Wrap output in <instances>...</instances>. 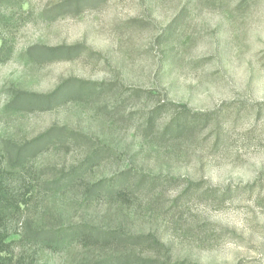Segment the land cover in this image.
I'll use <instances>...</instances> for the list:
<instances>
[{
  "label": "rangeland",
  "instance_id": "1",
  "mask_svg": "<svg viewBox=\"0 0 264 264\" xmlns=\"http://www.w3.org/2000/svg\"><path fill=\"white\" fill-rule=\"evenodd\" d=\"M63 1L0 0V174L24 201L4 225L13 253L75 264L126 250L34 235L89 224L152 233L164 248L136 252L171 264H264V0H87L59 14ZM79 44L71 59H32ZM72 79L89 89L59 107H7ZM55 126L79 137L9 169V148ZM114 177L125 199L90 194Z\"/></svg>",
  "mask_w": 264,
  "mask_h": 264
},
{
  "label": "trees",
  "instance_id": "2",
  "mask_svg": "<svg viewBox=\"0 0 264 264\" xmlns=\"http://www.w3.org/2000/svg\"><path fill=\"white\" fill-rule=\"evenodd\" d=\"M87 0H65L57 5L59 14H67L78 11L81 4ZM44 47V46H43ZM85 46H56L44 47L43 50L32 54L35 63H40L45 59L57 60L61 58H73L80 55ZM89 89L85 81L72 79L65 81L53 92L37 93L19 90L14 98L7 105L14 112H24L34 107L42 109H54L65 103L70 97L79 95L82 90ZM72 95V96H71ZM64 136L73 138L79 137L74 131H69L64 127H52L36 137L30 139L23 145L16 148H9L11 157L9 158V169L19 171L26 165V162L32 156L44 151L50 145H61L59 140ZM59 143V144H58ZM98 152L96 153V155ZM78 172H70L64 178L60 179L56 186V191L70 188ZM126 179L114 177L109 180L93 183L89 191L90 194H97L105 191L110 196H116L125 199L126 191L124 186ZM96 192V193H93ZM24 201L9 194L8 182L5 176L0 174V264H24L22 259L13 253V245L8 236L4 233V225L10 217H14L23 205ZM35 235L36 240H41L45 245L53 250L81 245L85 248L101 247L111 248L115 245L127 247L126 250H118L117 253H110L103 258L96 260H84L75 264H171L168 259L161 260L154 256H145L136 252L135 246L141 245L160 250L164 245L152 233L149 235L131 236L124 234L120 230L100 229L89 224H76L68 227H62L55 230H40ZM33 235V236H34ZM17 257V258H16ZM176 264V263H174ZM177 264H192L187 262H178Z\"/></svg>",
  "mask_w": 264,
  "mask_h": 264
}]
</instances>
